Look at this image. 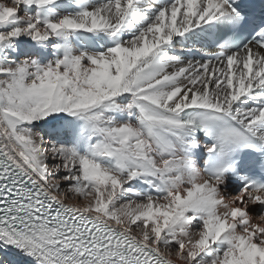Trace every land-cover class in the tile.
<instances>
[{
	"label": "snow or ice",
	"instance_id": "6c2138e0",
	"mask_svg": "<svg viewBox=\"0 0 264 264\" xmlns=\"http://www.w3.org/2000/svg\"><path fill=\"white\" fill-rule=\"evenodd\" d=\"M0 264H264V0H0Z\"/></svg>",
	"mask_w": 264,
	"mask_h": 264
},
{
	"label": "bare ground",
	"instance_id": "6f19581e",
	"mask_svg": "<svg viewBox=\"0 0 264 264\" xmlns=\"http://www.w3.org/2000/svg\"><path fill=\"white\" fill-rule=\"evenodd\" d=\"M190 58V57H189ZM197 58H199V57H197Z\"/></svg>",
	"mask_w": 264,
	"mask_h": 264
}]
</instances>
